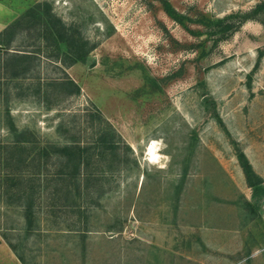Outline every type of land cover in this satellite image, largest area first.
<instances>
[{
    "label": "rangeland",
    "instance_id": "rangeland-1",
    "mask_svg": "<svg viewBox=\"0 0 264 264\" xmlns=\"http://www.w3.org/2000/svg\"><path fill=\"white\" fill-rule=\"evenodd\" d=\"M11 25L0 264H264V0H0Z\"/></svg>",
    "mask_w": 264,
    "mask_h": 264
},
{
    "label": "trees",
    "instance_id": "trees-1",
    "mask_svg": "<svg viewBox=\"0 0 264 264\" xmlns=\"http://www.w3.org/2000/svg\"><path fill=\"white\" fill-rule=\"evenodd\" d=\"M164 2H166L165 7L168 10V12L172 13L173 11H175L174 9H171L172 6L170 5L169 2H167V1H164ZM172 14H175V13H172ZM53 26H54V29H52V27H51L52 30H50L49 27L47 28L48 33L52 34L54 39L56 38V39H58V41L66 42V44L68 46H70V48L73 50V51H71L73 53V55H70V57H68L70 59L68 65L72 66L77 61L84 60L87 57V54L89 52V48H87V42L84 41L83 39L76 38L72 34L69 35L71 32L68 33L69 29H67L66 25L62 22V20L60 18H54L53 19ZM3 32H4L3 35L5 36L7 34V36L5 39L0 41V45H1L0 54L2 52V49L5 50L6 52L10 53V49H12L13 37L15 34V26L14 25L8 26L5 29V31H3ZM73 33H75V32L73 31ZM17 54H19V53H17ZM25 72L26 71H24V73ZM13 76L17 77L18 75H17V73H13ZM58 82L59 81H54L53 86H55V87H57V86L66 87L67 85H69V86L72 85L74 87V89H72V90L69 89V91H68L69 94H71L73 92L81 93V86L78 85L77 83H75V81L72 79H68V83H65V82L64 83H58ZM101 141L105 144L110 143L112 145H115V143H116V141H108L107 137L105 135L101 137ZM27 142H30V139H28L27 137H25V138L20 137L17 140V144H19V145L25 144ZM73 146L74 147L64 148V151L66 153H68V155L70 156V159L72 157V153L69 150L70 148L77 151L80 154V157L77 158L78 164L76 163V165L74 167L72 166L71 170L69 171L70 172L69 175L71 177L75 178L82 171L81 166H83V163L85 161L84 150H86L87 147H81V145L79 143H76ZM81 150H82V152H81ZM240 158H241L242 162H245V165L243 167L245 168L247 175L250 176V174L252 173V169H251L250 165L248 164L246 157L243 154H241ZM89 166H90V163L88 162L86 164V168H88ZM89 180H90V176H88L87 181H89ZM254 187H255V194L256 195H260L261 193H264V187H262L261 185L256 183L254 185Z\"/></svg>",
    "mask_w": 264,
    "mask_h": 264
},
{
    "label": "bare ground",
    "instance_id": "bare-ground-1",
    "mask_svg": "<svg viewBox=\"0 0 264 264\" xmlns=\"http://www.w3.org/2000/svg\"><path fill=\"white\" fill-rule=\"evenodd\" d=\"M157 150L158 148L154 144L149 148V157L151 161H155L159 158Z\"/></svg>",
    "mask_w": 264,
    "mask_h": 264
},
{
    "label": "crops",
    "instance_id": "crops-1",
    "mask_svg": "<svg viewBox=\"0 0 264 264\" xmlns=\"http://www.w3.org/2000/svg\"><path fill=\"white\" fill-rule=\"evenodd\" d=\"M6 29V28H5Z\"/></svg>",
    "mask_w": 264,
    "mask_h": 264
}]
</instances>
